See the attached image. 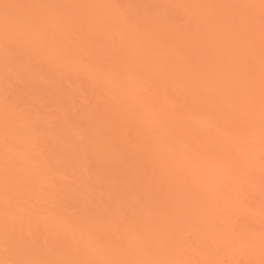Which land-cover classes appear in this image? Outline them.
<instances>
[{"label":"bare ground","instance_id":"obj_1","mask_svg":"<svg viewBox=\"0 0 264 264\" xmlns=\"http://www.w3.org/2000/svg\"><path fill=\"white\" fill-rule=\"evenodd\" d=\"M262 0H0V264H264Z\"/></svg>","mask_w":264,"mask_h":264},{"label":"snow or ice","instance_id":"obj_2","mask_svg":"<svg viewBox=\"0 0 264 264\" xmlns=\"http://www.w3.org/2000/svg\"><path fill=\"white\" fill-rule=\"evenodd\" d=\"M261 7H262V10H264V0H262Z\"/></svg>","mask_w":264,"mask_h":264}]
</instances>
